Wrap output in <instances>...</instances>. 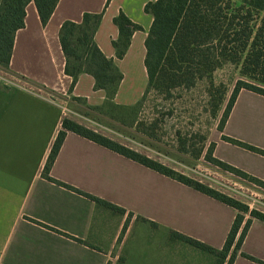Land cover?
Listing matches in <instances>:
<instances>
[{
  "label": "crops",
  "instance_id": "1",
  "mask_svg": "<svg viewBox=\"0 0 264 264\" xmlns=\"http://www.w3.org/2000/svg\"><path fill=\"white\" fill-rule=\"evenodd\" d=\"M155 1L59 0L45 26L34 2L27 5L25 27L15 35L9 67H0V264H216L214 255L174 239L171 233L220 251L238 214L236 209L73 132L67 133L50 176L126 213L43 177L64 119L122 143L87 114L75 113L79 107L86 111L102 107L106 93L95 90V80L87 73L79 76L69 92L72 78L64 72L59 39L62 24L80 23L84 13L104 11L94 40L123 74L113 103L132 107L141 101L148 83L145 41L153 17L145 6ZM121 12L142 30L133 34L124 58L117 59L112 42L119 37L114 19ZM261 113L264 96L242 90L224 131L214 140V156L264 182V156L222 139L246 141L234 127H243L248 117ZM208 186L264 213V204L255 199L250 202L218 185ZM249 218L246 214L245 219ZM241 253L264 262V222L252 219L233 263L259 264Z\"/></svg>",
  "mask_w": 264,
  "mask_h": 264
},
{
  "label": "trees",
  "instance_id": "2",
  "mask_svg": "<svg viewBox=\"0 0 264 264\" xmlns=\"http://www.w3.org/2000/svg\"><path fill=\"white\" fill-rule=\"evenodd\" d=\"M32 1L37 8L42 25L45 26L59 0H0V67L2 68L9 67L15 35L17 31L25 27L26 7ZM109 2L110 0L107 3ZM145 12L153 17V23L145 41V68L148 83L141 101L132 107H120L113 103L123 80V74L115 65L114 60L108 59L94 40L104 11L99 14L84 13L80 23L66 21L62 24L59 39L65 56L64 72L72 78L69 92H72L79 76L87 73L95 80V90H103L106 93L105 104L102 107H92L91 110H101L106 105L122 109L134 108L140 105L151 91L164 95L168 99L179 89L191 90L198 83L207 81L212 113L216 117L223 104L225 91L220 92V96L215 102L212 91L216 85L212 82V77L218 69L227 63L238 66L241 76L264 85V0H244L243 2L157 0L148 3L145 6ZM114 24L119 30V37L112 42V45L117 59H123L133 34L142 30V27L133 23L122 12L114 19ZM219 88L223 87L219 86ZM242 90L264 96V88L239 80L223 111L218 126L219 132L224 131L237 97ZM68 132H73L236 209L238 214L225 245L220 251L178 232L171 233L174 239L214 255L217 258L216 264H233L252 224V219L264 222V213L251 210L249 206L232 197L70 119H64L62 130L53 144L45 165L43 177L108 209L121 214L126 213V210L121 207L83 193L50 176L51 168ZM222 139L264 156V150L253 145L227 136H223ZM214 148L215 144L206 155L208 162L264 189L263 181L215 158ZM246 214L250 215L247 220L245 219ZM131 217L132 213L128 215L120 239L126 232ZM141 220L149 222L154 227L157 226L154 222L146 219ZM241 255L250 261L264 264L263 261L245 253H241Z\"/></svg>",
  "mask_w": 264,
  "mask_h": 264
},
{
  "label": "rangeland",
  "instance_id": "3",
  "mask_svg": "<svg viewBox=\"0 0 264 264\" xmlns=\"http://www.w3.org/2000/svg\"><path fill=\"white\" fill-rule=\"evenodd\" d=\"M239 80L264 88V85L241 76L238 66L231 63L223 65L212 77L216 85L212 91L215 102L220 92L225 91L223 104L216 117L212 113L207 81L198 83L191 90L179 89L168 99L151 91L134 108L122 109L106 105L101 110L86 111L75 107V113L87 114L107 134L157 158L179 173L194 176L207 186L208 183L218 185L241 199L250 202L255 199L264 204L262 187L223 171L206 160V155L219 135L218 126L223 111ZM247 120L243 127H234L233 131H237L246 140L240 141L264 149V114L250 116Z\"/></svg>",
  "mask_w": 264,
  "mask_h": 264
}]
</instances>
